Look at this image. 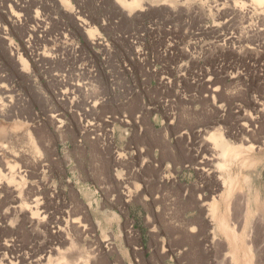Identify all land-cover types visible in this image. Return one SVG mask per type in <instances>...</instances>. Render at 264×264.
Returning a JSON list of instances; mask_svg holds the SVG:
<instances>
[{
	"label": "rangeland",
	"instance_id": "1",
	"mask_svg": "<svg viewBox=\"0 0 264 264\" xmlns=\"http://www.w3.org/2000/svg\"><path fill=\"white\" fill-rule=\"evenodd\" d=\"M159 2L0 0V264H264V159L224 166L219 151L210 179L199 168L214 138L241 143L242 115L264 100L262 16L237 20L241 46L257 47L237 52L197 36H224L215 14ZM146 172L152 196L174 198L172 218L112 231L108 200L149 196ZM212 192L225 231L200 205Z\"/></svg>",
	"mask_w": 264,
	"mask_h": 264
},
{
	"label": "bare ground",
	"instance_id": "2",
	"mask_svg": "<svg viewBox=\"0 0 264 264\" xmlns=\"http://www.w3.org/2000/svg\"><path fill=\"white\" fill-rule=\"evenodd\" d=\"M154 1L157 2L161 1L157 3V5L168 4L167 2L168 0H116V2L120 5V7H122L123 11H128L132 13L138 11L143 12L146 9L150 10L149 7L154 6V4H151ZM176 1L180 3L179 4L180 6H182L180 13L187 12L191 15L198 14L199 17H204L207 15V13L215 14L217 18L220 19L219 25L222 27L223 30H225L224 36L220 33L218 29H216L213 26L199 28L200 31L197 33V36L198 37L204 36V38L205 36H210V35L215 36L217 39V44L221 46L223 49L229 47L237 52H240V50H242L243 52L256 51L257 47L255 44L251 43V45L246 44L241 46L242 37L236 35V32L233 30L236 28L235 24L240 17L246 18L247 14L251 12H258L262 16V20H261L262 27L256 30L257 37L254 39L253 43L257 42L258 45L264 46V40H261L258 37L264 34V0H232L233 1L232 7L227 9L225 8L224 1L221 0H216L215 4L209 7H207L204 2H201V0H176ZM62 3L69 4V0H62ZM163 11L172 13L174 11V8L173 7L170 9L166 8ZM87 32L90 33L92 39H95V34H94L95 31L93 29H89L87 30ZM240 46L241 48H239ZM0 90L4 91V85L2 83H0ZM256 104L257 107L254 115L244 114L241 117L244 118L245 121L241 123V125L239 126V136L237 138L241 141L240 144L233 145V143L232 144L229 143L223 137L222 134L219 137L214 138L215 143L213 145L207 144V141L204 143L207 144L205 150L211 151V156H206L205 154V156L203 157L205 158V160L204 161L202 160L199 166L200 169L206 172L205 176L209 177L208 175L211 173V170L207 166L211 165L210 160L214 158L215 159L218 158L217 155L219 154V151H221L223 155L224 166H228L233 158L239 160L241 163L245 164L246 166H248L252 162L256 164L257 162H259V160L264 159V100L259 99L258 101H256ZM1 132H3V130ZM3 167L6 169H11V166L5 167L4 164ZM1 172L2 169L0 168V174ZM213 193L214 192H212L211 195H213ZM201 197L202 196L199 194L198 198L202 200L200 201V205L204 207L206 206V209L208 210V214L211 216V220L217 223V225H219L221 230L225 231L226 226L229 227V223L226 220L225 213L223 212L220 213L221 210L220 203L216 199V195L212 196L213 199L211 202L205 201V198L203 197L201 198ZM242 202H244L243 208L245 209V214L248 216V214L251 212L250 195L248 194L247 196L244 195V198H242ZM36 203L38 204V202ZM28 208L32 210L31 209L32 207H28ZM225 209L227 212H229L230 210L229 199H226ZM34 216H31V218L33 219ZM192 230H194V228H192Z\"/></svg>",
	"mask_w": 264,
	"mask_h": 264
},
{
	"label": "crops",
	"instance_id": "3",
	"mask_svg": "<svg viewBox=\"0 0 264 264\" xmlns=\"http://www.w3.org/2000/svg\"><path fill=\"white\" fill-rule=\"evenodd\" d=\"M139 143L137 142V146ZM142 144H140V148ZM145 148L148 149V145L146 144ZM142 177L144 178L145 186L149 190V196L142 198L138 197H128V196H120L118 198H111L109 201V205H112L108 209V212L106 214V220L112 221V231H117L120 226V220H128V221H136L140 217V215L143 213L145 221L146 219H158L160 221H168L172 218V209L176 211V202L174 201V198L171 196L158 198L157 196L151 195V189L154 186L155 182L159 180V178L154 177L152 173L146 172L145 174H142ZM114 181H119L117 178H114ZM142 182V181H141ZM140 183V182H138ZM141 184V183H140ZM141 205V212L138 206ZM175 205V207H174ZM100 217V216H99ZM104 217L96 218L99 221H103ZM118 222L117 224H115ZM136 225L140 228V223H136ZM144 224H142L143 226ZM165 228L167 227V223H163ZM130 226H132L130 224ZM146 226V225H144ZM117 228V229H116ZM141 231L143 229H140ZM158 262L160 264H169L167 258H158Z\"/></svg>",
	"mask_w": 264,
	"mask_h": 264
}]
</instances>
